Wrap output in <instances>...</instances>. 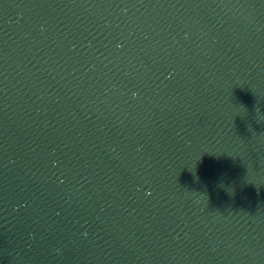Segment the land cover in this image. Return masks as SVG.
<instances>
[{
    "label": "water",
    "instance_id": "water-1",
    "mask_svg": "<svg viewBox=\"0 0 264 264\" xmlns=\"http://www.w3.org/2000/svg\"><path fill=\"white\" fill-rule=\"evenodd\" d=\"M0 264H264V0H0Z\"/></svg>",
    "mask_w": 264,
    "mask_h": 264
}]
</instances>
